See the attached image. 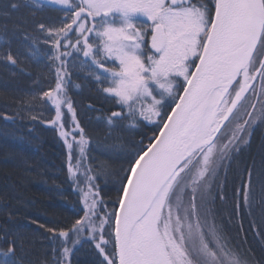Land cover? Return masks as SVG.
<instances>
[{
	"label": "snow or ice",
	"instance_id": "snow-or-ice-1",
	"mask_svg": "<svg viewBox=\"0 0 264 264\" xmlns=\"http://www.w3.org/2000/svg\"><path fill=\"white\" fill-rule=\"evenodd\" d=\"M0 17V65L42 66L34 83L47 82L3 119L26 111L57 132L81 205L70 222L33 221L49 241L35 259L5 230L0 264H80L85 246L92 264H264V140L245 158L264 128V0H7ZM80 73L118 106L86 105L118 133L107 160L91 155Z\"/></svg>",
	"mask_w": 264,
	"mask_h": 264
},
{
	"label": "trees",
	"instance_id": "trees-1",
	"mask_svg": "<svg viewBox=\"0 0 264 264\" xmlns=\"http://www.w3.org/2000/svg\"><path fill=\"white\" fill-rule=\"evenodd\" d=\"M6 2L0 0V5ZM27 11L13 12L12 19L26 15ZM5 22L11 25V20L0 17V24ZM21 67L25 72L0 65V234L8 230L28 236L30 242L26 244V249L35 259L47 249L49 241L45 238V230L33 221L50 223L61 220L67 223L77 218L75 210L81 205L71 181L67 179L66 149L57 132L47 124L31 121L26 111L15 117L14 122L3 119V114L15 116L16 110L24 106V101L28 99L26 93L41 86L47 88L46 81H42L41 85L34 83V77L44 70L42 66L25 62ZM79 76L80 79L74 77V80L82 87L74 89L73 95L79 105L81 122L93 138L91 155L97 161L107 160L106 150H110L116 142L118 133L109 137L106 127L96 121L101 113L87 112L86 105L92 103L97 108L112 111L118 110V106L111 100L105 101L95 83L83 79L84 73ZM262 140L264 128L257 129L251 149L245 153L246 159H258ZM118 166L119 162L114 161V167ZM229 180L230 189L231 177ZM100 184L108 196L115 197L111 183L105 185L101 180ZM216 207L218 219L225 223L230 234L235 235L234 226L227 223L229 205L218 200ZM249 241L255 249V258L259 260L260 245L252 242L251 236ZM79 260L80 264H92L94 256L87 246L81 250Z\"/></svg>",
	"mask_w": 264,
	"mask_h": 264
}]
</instances>
